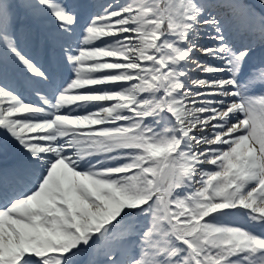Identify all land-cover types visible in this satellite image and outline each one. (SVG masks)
Listing matches in <instances>:
<instances>
[{
    "label": "snow or ice",
    "instance_id": "6c2138e0",
    "mask_svg": "<svg viewBox=\"0 0 264 264\" xmlns=\"http://www.w3.org/2000/svg\"><path fill=\"white\" fill-rule=\"evenodd\" d=\"M0 264H264V0H0Z\"/></svg>",
    "mask_w": 264,
    "mask_h": 264
}]
</instances>
